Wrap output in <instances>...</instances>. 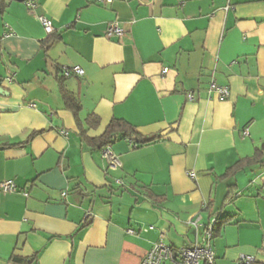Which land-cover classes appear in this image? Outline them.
<instances>
[{
  "label": "crops",
  "instance_id": "crops-1",
  "mask_svg": "<svg viewBox=\"0 0 264 264\" xmlns=\"http://www.w3.org/2000/svg\"><path fill=\"white\" fill-rule=\"evenodd\" d=\"M40 15L54 26L46 46ZM113 21L125 33L108 39ZM72 66L84 73L62 78ZM60 78L80 121L99 118L89 137L111 118L143 135L175 127L141 147L117 139L121 165L108 168L81 142ZM212 78L226 100L209 96ZM0 88V182L17 188L0 191V264H139L161 236L193 242L197 215L199 234L218 217L216 264H264V165L218 178L264 143V0H13L0 15Z\"/></svg>",
  "mask_w": 264,
  "mask_h": 264
},
{
  "label": "built area",
  "instance_id": "built-area-1",
  "mask_svg": "<svg viewBox=\"0 0 264 264\" xmlns=\"http://www.w3.org/2000/svg\"><path fill=\"white\" fill-rule=\"evenodd\" d=\"M27 5L31 8L34 7L32 2H27ZM43 29L46 33L54 31L52 21L45 16H38ZM125 29L121 27L117 22L113 21L107 25L104 36L108 39L120 38L124 35ZM168 71L167 67L162 69L163 73ZM84 73L83 69L78 66L62 67L60 74L63 77H67L73 74L81 76ZM14 74L7 75L5 80L12 81ZM208 94L214 97L218 101H224L229 95V87L227 85H221L216 82L215 79H211L208 86ZM189 99H193L192 92L187 93ZM35 106V104H31ZM248 133V128L243 129V134ZM61 134L66 136L68 132L61 130ZM101 157L105 161L108 168L115 169L121 165V161L118 155L112 150L111 145H106L101 150ZM187 176L194 178L193 171H187ZM17 188L12 180H6L0 182V191L8 192L15 191ZM217 216H212L207 223L204 224L202 232L199 234L200 215H197L189 219V224L195 229L196 237L193 242L181 247H173L165 242L163 237L158 238L152 246L146 251V253L140 258L139 264H216L215 255L212 249L211 240L213 238V231L215 227ZM148 228H152L149 226ZM129 233H134L133 230H128ZM261 253L264 254V243L260 248ZM254 257L250 255H241L237 264H250L254 262Z\"/></svg>",
  "mask_w": 264,
  "mask_h": 264
},
{
  "label": "trees",
  "instance_id": "trees-1",
  "mask_svg": "<svg viewBox=\"0 0 264 264\" xmlns=\"http://www.w3.org/2000/svg\"><path fill=\"white\" fill-rule=\"evenodd\" d=\"M13 0H0V15L5 11L7 5ZM52 33V32H51ZM49 33L50 35L42 41V45L46 46L50 44V42L55 38L53 34ZM64 78V77H62ZM62 78L59 79V90L61 94V98L63 100L64 108L71 111L73 116L75 117L78 133L81 139V142L86 146L90 147L93 150H101L106 145H111L119 138L128 139L132 142L134 147H141L147 144L156 142L160 140L163 136L160 133H153L149 135H143L136 130V127L124 119L120 118H111L110 121L107 123L104 131L96 136V137H89L86 134L87 128H96L99 124V118L95 114H88L83 123L80 121L79 113L81 111V103L79 98L69 91L62 82ZM40 131H33L30 133L23 142L19 144H25L27 141L34 136L35 134L39 133ZM16 144V145H19ZM264 165V143L258 148H255L252 155L243 157L235 162L233 165L228 167L224 173L218 178H227L229 176L236 175L239 171L251 166V165ZM236 188V185H229L227 189V199H231V194ZM227 200V202H228ZM217 220L215 223L213 236L218 234L219 230L216 228ZM88 223H83L82 226H86ZM13 264H32L36 261V254L32 255L31 257H20L16 255H12L10 258ZM250 264H260L257 262H252Z\"/></svg>",
  "mask_w": 264,
  "mask_h": 264
},
{
  "label": "water",
  "instance_id": "water-1",
  "mask_svg": "<svg viewBox=\"0 0 264 264\" xmlns=\"http://www.w3.org/2000/svg\"><path fill=\"white\" fill-rule=\"evenodd\" d=\"M1 89V88H0ZM173 127H175V125L174 126H172V127H170V128H168V129H166L165 131H163L162 133H161V135H166Z\"/></svg>",
  "mask_w": 264,
  "mask_h": 264
}]
</instances>
